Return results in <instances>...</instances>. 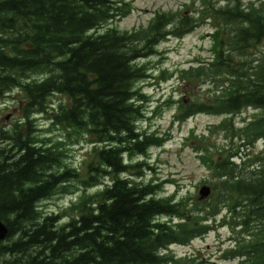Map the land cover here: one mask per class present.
I'll use <instances>...</instances> for the list:
<instances>
[{
    "label": "trees",
    "instance_id": "trees-1",
    "mask_svg": "<svg viewBox=\"0 0 264 264\" xmlns=\"http://www.w3.org/2000/svg\"><path fill=\"white\" fill-rule=\"evenodd\" d=\"M127 8L116 0H0V97L18 91L25 106L21 126L0 132V220L8 228L0 264H167L168 247L204 236L222 208L229 214L225 224L240 234L224 258L264 264V2L219 7L206 0L188 17L158 14L134 32L108 28ZM199 13L218 24L212 55L179 74L194 85L209 84L214 96L182 105L176 120L259 111L238 132L247 145L261 141L263 150L254 158L226 150L216 161L202 155L218 179L219 197L188 209L184 201L158 197L160 184L128 174L141 176L145 163L132 160L165 142L138 127L146 115L138 89L147 76L141 62L166 36L194 30ZM52 95L67 99L54 121L89 143L80 187H99L72 203L74 216L63 225L38 205L77 174L52 173L63 154L35 138L29 115L43 111Z\"/></svg>",
    "mask_w": 264,
    "mask_h": 264
},
{
    "label": "rangeland",
    "instance_id": "rangeland-1",
    "mask_svg": "<svg viewBox=\"0 0 264 264\" xmlns=\"http://www.w3.org/2000/svg\"><path fill=\"white\" fill-rule=\"evenodd\" d=\"M116 1L127 3V15L111 20L107 27L119 32H134L144 29L158 14H166L176 20L175 14H184V17H188L206 0ZM237 1H240L241 5L247 6L251 3L257 7L264 2V0H216L219 7L232 5ZM193 18L198 22L194 30L179 38L166 36L156 47V54L141 62L145 66L147 76L138 84V89L146 98L143 103L146 115L138 127L148 132H156L165 139V142L161 147L150 148L147 156L132 160V163L137 161L145 163V166L141 167L143 168L141 176H136L135 172L128 174L131 179H136V182L160 184L158 197H173L176 201H184L182 204L188 209L203 201L212 203L219 197L218 179L213 168H210V162L202 159V155L216 161L217 155L221 153L223 157L226 150L228 153L237 151L242 157L249 154L254 158L263 150L261 141L247 145L241 141L238 132L245 123L260 116L259 111L248 108L236 115L196 114L182 122L176 120L182 105L209 101L214 96V88L209 84L194 85L184 80L182 74L180 78V71L207 63L212 55L214 27L218 24L206 20V13H199ZM260 50L264 53V43L260 45ZM23 101L24 97L18 91L0 97V132L12 131L15 127L21 126L20 119L23 118L25 107ZM66 104L65 97L52 95L45 100L43 111L35 108L29 113L32 116L31 127L36 129L33 130L35 138L47 139L46 142L41 141L42 146L55 145L63 154L58 164L51 169L52 173L62 174L63 170L73 169L77 174L75 177L71 176L65 184L64 191L63 186L58 184L55 187L56 194L38 205L42 215L57 216L59 225L65 224L74 216L70 206L80 195L83 196L87 192L91 194L99 189L91 187L87 189L88 191L82 190L78 182L86 176V163L90 151L87 139L81 138L82 140L77 141L80 137L76 133L54 121L55 109ZM199 151H202L201 154ZM239 162L240 160H237V163ZM202 185L209 186L211 193L199 201L198 191ZM218 212L216 218L208 222L210 230L204 236L192 239L184 246L172 245L165 251L169 259L167 264H242L238 260L224 258L225 251L234 245V240L240 234L238 229H232L225 224L224 220L228 221L229 216L227 210L222 208ZM161 221L169 222L171 219L164 218ZM5 243L4 240L2 244ZM4 260L6 258L0 256V262Z\"/></svg>",
    "mask_w": 264,
    "mask_h": 264
},
{
    "label": "water",
    "instance_id": "water-1",
    "mask_svg": "<svg viewBox=\"0 0 264 264\" xmlns=\"http://www.w3.org/2000/svg\"><path fill=\"white\" fill-rule=\"evenodd\" d=\"M211 193L210 187L203 185L200 187L199 191H198V200H203L205 198H207ZM8 235V228L6 226V224L0 220V242L4 241L6 239Z\"/></svg>",
    "mask_w": 264,
    "mask_h": 264
},
{
    "label": "bare ground",
    "instance_id": "bare-ground-1",
    "mask_svg": "<svg viewBox=\"0 0 264 264\" xmlns=\"http://www.w3.org/2000/svg\"><path fill=\"white\" fill-rule=\"evenodd\" d=\"M100 30V29H99ZM259 49V48H258ZM260 50V49H259ZM259 52V51H258ZM250 53H251V51H250ZM254 53V52H253ZM259 54H261V53H259ZM251 56V55H250ZM14 92V91H13ZM2 98V97H1ZM212 103V102H211ZM34 115V114H33ZM34 126V125H33ZM142 156V155H141ZM128 160V159H127ZM126 162V161H125ZM83 188V187H82Z\"/></svg>",
    "mask_w": 264,
    "mask_h": 264
}]
</instances>
